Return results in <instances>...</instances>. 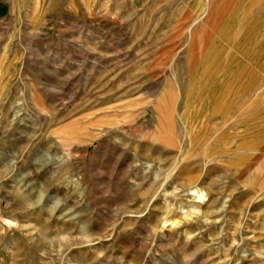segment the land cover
Segmentation results:
<instances>
[{"label": "rangeland", "instance_id": "rangeland-1", "mask_svg": "<svg viewBox=\"0 0 264 264\" xmlns=\"http://www.w3.org/2000/svg\"><path fill=\"white\" fill-rule=\"evenodd\" d=\"M0 264H264V0H0Z\"/></svg>", "mask_w": 264, "mask_h": 264}, {"label": "bare ground", "instance_id": "bare-ground-1", "mask_svg": "<svg viewBox=\"0 0 264 264\" xmlns=\"http://www.w3.org/2000/svg\"><path fill=\"white\" fill-rule=\"evenodd\" d=\"M192 193L197 196L198 200L203 199V194L201 192L198 193L196 190H193ZM164 223H169L168 224L169 226H174L176 224V220L175 219H171V220L165 219Z\"/></svg>", "mask_w": 264, "mask_h": 264}]
</instances>
